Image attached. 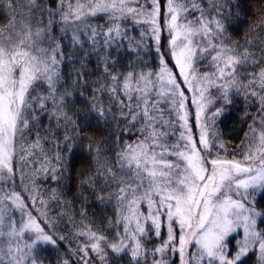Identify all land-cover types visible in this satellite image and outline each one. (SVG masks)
Wrapping results in <instances>:
<instances>
[{
  "label": "snow or ice",
  "instance_id": "1",
  "mask_svg": "<svg viewBox=\"0 0 264 264\" xmlns=\"http://www.w3.org/2000/svg\"><path fill=\"white\" fill-rule=\"evenodd\" d=\"M125 261L264 264V0H0V264Z\"/></svg>",
  "mask_w": 264,
  "mask_h": 264
},
{
  "label": "trees",
  "instance_id": "2",
  "mask_svg": "<svg viewBox=\"0 0 264 264\" xmlns=\"http://www.w3.org/2000/svg\"><path fill=\"white\" fill-rule=\"evenodd\" d=\"M247 29L245 27H241L238 31V33H234L233 37L235 39H240L243 36V33L246 31ZM240 112V106L234 107L232 113L229 115L226 113V115H229V118L224 120V122L220 125L221 129H222V133L225 137V139H229L230 137L235 139L236 135L240 132V123H239V113ZM79 154V153H78ZM73 177H72V182H71V186L69 188V198H71L72 196L76 195L77 189H76V184L78 182L79 177L75 175V169L73 170ZM259 199H261V197H259ZM258 199V200H259ZM89 208V213L90 215H95L97 217L98 220H102L104 217V212L101 206H94L93 204H89L88 205ZM110 211V210H109ZM124 264H126V261L124 262Z\"/></svg>",
  "mask_w": 264,
  "mask_h": 264
},
{
  "label": "rangeland",
  "instance_id": "3",
  "mask_svg": "<svg viewBox=\"0 0 264 264\" xmlns=\"http://www.w3.org/2000/svg\"><path fill=\"white\" fill-rule=\"evenodd\" d=\"M259 197H260V196L258 195V196H257V199H259Z\"/></svg>",
  "mask_w": 264,
  "mask_h": 264
}]
</instances>
